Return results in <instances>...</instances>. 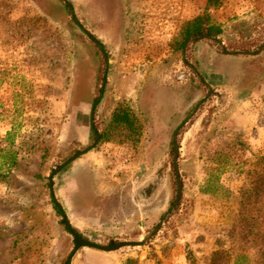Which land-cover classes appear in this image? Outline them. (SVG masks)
<instances>
[{
  "label": "rangeland",
  "instance_id": "374dc122",
  "mask_svg": "<svg viewBox=\"0 0 264 264\" xmlns=\"http://www.w3.org/2000/svg\"><path fill=\"white\" fill-rule=\"evenodd\" d=\"M253 187L264 0H0V264H264Z\"/></svg>",
  "mask_w": 264,
  "mask_h": 264
},
{
  "label": "trees",
  "instance_id": "16d2710c",
  "mask_svg": "<svg viewBox=\"0 0 264 264\" xmlns=\"http://www.w3.org/2000/svg\"><path fill=\"white\" fill-rule=\"evenodd\" d=\"M219 33H221V30L218 27L212 25L209 22V18L207 16L199 17L192 23L191 26H189L186 29L185 41H189L190 39L197 38V37L204 36V35L217 37V35ZM97 46L99 47V49L101 51H103L104 47L102 46V44L97 42ZM182 47L184 48V44H183V46H181V48ZM113 123H114V125L122 124V125H126L129 127H131L133 125L131 118L128 115V113L122 109L118 110L114 114ZM90 132L92 135V137H90V138L93 139L94 143H95L99 139V135H98L97 131L95 130V128H93L92 130L90 128ZM248 197L249 198H255L254 202H253L254 205L256 203H262V202H264V189L262 190V189H258L257 187H253L248 192ZM242 202H243V200H242Z\"/></svg>",
  "mask_w": 264,
  "mask_h": 264
},
{
  "label": "water",
  "instance_id": "95a60500",
  "mask_svg": "<svg viewBox=\"0 0 264 264\" xmlns=\"http://www.w3.org/2000/svg\"><path fill=\"white\" fill-rule=\"evenodd\" d=\"M56 171H53L52 174L49 176L48 178V184H49V189H50V194H53L52 191V187H53V175ZM57 206V205H56ZM58 209L59 212H62L61 208L59 206L56 207ZM62 223L66 226L68 232L72 235L73 237V243H74V252H76L79 248H91L97 251H101V252H105V253H109V252H114L117 251L119 249H121L122 247L125 246H135L138 245V243H119V244H115V243H111L108 246H100L97 245L95 243H90L87 241H84L81 237L78 236L77 233L73 232L70 228V224L68 219L65 217V215L62 216Z\"/></svg>",
  "mask_w": 264,
  "mask_h": 264
},
{
  "label": "crops",
  "instance_id": "0c3cea01",
  "mask_svg": "<svg viewBox=\"0 0 264 264\" xmlns=\"http://www.w3.org/2000/svg\"><path fill=\"white\" fill-rule=\"evenodd\" d=\"M93 252H96V254H100L98 256L95 255V258L102 261L103 264H112L113 259L116 260L118 264H143L142 255L140 257L138 256V258L136 259H129L127 255H125L124 257H121L120 254H118L117 256L115 253H112V252L105 253V252H101L97 250H94ZM87 263H91V261H87Z\"/></svg>",
  "mask_w": 264,
  "mask_h": 264
}]
</instances>
